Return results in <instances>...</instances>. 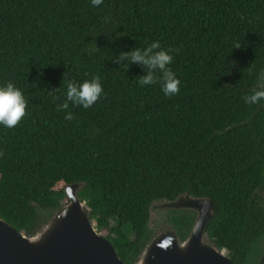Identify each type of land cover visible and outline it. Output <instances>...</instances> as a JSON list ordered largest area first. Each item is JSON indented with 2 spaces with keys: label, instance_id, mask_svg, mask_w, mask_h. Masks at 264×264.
Listing matches in <instances>:
<instances>
[{
  "label": "trees",
  "instance_id": "trees-1",
  "mask_svg": "<svg viewBox=\"0 0 264 264\" xmlns=\"http://www.w3.org/2000/svg\"><path fill=\"white\" fill-rule=\"evenodd\" d=\"M152 41L171 50L173 96L139 86L143 66L117 62ZM261 67L264 0H0V85L27 101L16 126H0V219L34 235L79 184L99 235L135 264L153 234L150 206L189 193L214 202L210 242L232 264H260L264 101L242 98ZM93 76L92 106L58 109L66 81ZM194 219L166 210L155 222L184 241Z\"/></svg>",
  "mask_w": 264,
  "mask_h": 264
},
{
  "label": "water",
  "instance_id": "water-1",
  "mask_svg": "<svg viewBox=\"0 0 264 264\" xmlns=\"http://www.w3.org/2000/svg\"><path fill=\"white\" fill-rule=\"evenodd\" d=\"M81 187H65L66 204L34 235L17 232L0 219V264H124L112 244L99 235L78 198ZM163 206L194 212L192 229L184 241L171 228L155 233L135 264H232L227 251L212 244L206 233L215 211L211 199L186 193ZM152 209L153 204L150 219Z\"/></svg>",
  "mask_w": 264,
  "mask_h": 264
},
{
  "label": "clouds",
  "instance_id": "clouds-1",
  "mask_svg": "<svg viewBox=\"0 0 264 264\" xmlns=\"http://www.w3.org/2000/svg\"><path fill=\"white\" fill-rule=\"evenodd\" d=\"M102 0H91L93 7L99 6ZM239 47V46H237ZM170 49L161 48L159 41H152L143 49L133 48L128 52H121L117 56V62L135 63L143 66L146 70L143 76L137 78L139 86L151 85L159 82L160 91L165 97L173 96L178 92L179 80L175 77L169 65L172 62ZM159 72L157 77L155 73ZM102 86L100 78L93 76L90 80L85 79L80 83L71 80L65 82L64 100L58 105L59 110L69 107V102L73 106L79 105L82 108H89L101 96ZM55 99V97H53ZM245 104L255 105L259 101H264V67L259 69V74L255 82V88L248 95L243 96ZM27 101L22 90L16 87L11 81H5L0 85V126L12 128L17 125L25 115ZM71 112L65 114L64 119L72 120Z\"/></svg>",
  "mask_w": 264,
  "mask_h": 264
},
{
  "label": "rangeland",
  "instance_id": "rangeland-1",
  "mask_svg": "<svg viewBox=\"0 0 264 264\" xmlns=\"http://www.w3.org/2000/svg\"><path fill=\"white\" fill-rule=\"evenodd\" d=\"M66 204V201L65 200H63L62 201V206L63 205H65ZM163 204H164V202H160V203H157V204H153V209H152V218L150 219V224H149V226H150V228L153 230V234H152V236L155 234V233H159V232H161V231H163V230H169V227L168 226H164V227H160L159 225H156V220H157V216H158V214L160 213V212H164V211H166L167 210V207H164L163 206ZM110 225L111 226H114L115 225V221L114 220H111L110 221ZM125 233L127 234V236L130 238V239H132L133 237V235H132V232H131V230H130V228L129 227H127L126 229H125Z\"/></svg>",
  "mask_w": 264,
  "mask_h": 264
}]
</instances>
